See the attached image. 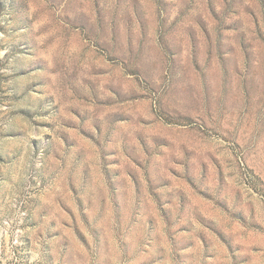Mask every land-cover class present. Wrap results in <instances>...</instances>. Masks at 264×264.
<instances>
[{
  "label": "rangeland",
  "instance_id": "1",
  "mask_svg": "<svg viewBox=\"0 0 264 264\" xmlns=\"http://www.w3.org/2000/svg\"><path fill=\"white\" fill-rule=\"evenodd\" d=\"M0 264H264V0H0Z\"/></svg>",
  "mask_w": 264,
  "mask_h": 264
}]
</instances>
